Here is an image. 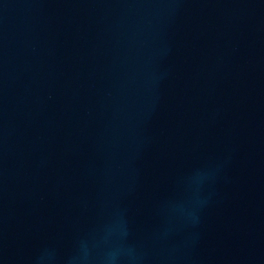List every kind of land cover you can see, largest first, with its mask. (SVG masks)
<instances>
[{"label":"water","instance_id":"water-1","mask_svg":"<svg viewBox=\"0 0 264 264\" xmlns=\"http://www.w3.org/2000/svg\"><path fill=\"white\" fill-rule=\"evenodd\" d=\"M0 264H264V0H0Z\"/></svg>","mask_w":264,"mask_h":264}]
</instances>
